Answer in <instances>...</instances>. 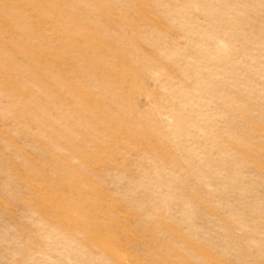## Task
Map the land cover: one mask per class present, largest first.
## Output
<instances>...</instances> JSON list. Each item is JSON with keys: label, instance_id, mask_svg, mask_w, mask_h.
<instances>
[{"label": "rangeland", "instance_id": "rangeland-1", "mask_svg": "<svg viewBox=\"0 0 264 264\" xmlns=\"http://www.w3.org/2000/svg\"><path fill=\"white\" fill-rule=\"evenodd\" d=\"M0 264H264V0H0Z\"/></svg>", "mask_w": 264, "mask_h": 264}]
</instances>
